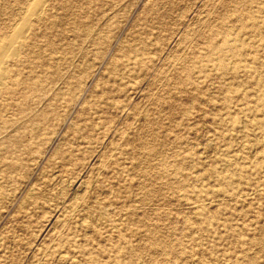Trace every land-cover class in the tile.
I'll list each match as a JSON object with an SVG mask.
<instances>
[{
	"label": "rangeland",
	"instance_id": "1",
	"mask_svg": "<svg viewBox=\"0 0 264 264\" xmlns=\"http://www.w3.org/2000/svg\"><path fill=\"white\" fill-rule=\"evenodd\" d=\"M0 264H264V0H0Z\"/></svg>",
	"mask_w": 264,
	"mask_h": 264
},
{
	"label": "bare ground",
	"instance_id": "2",
	"mask_svg": "<svg viewBox=\"0 0 264 264\" xmlns=\"http://www.w3.org/2000/svg\"><path fill=\"white\" fill-rule=\"evenodd\" d=\"M13 33V32H12ZM13 35H14V33H13ZM261 60V59H260ZM233 64V63H232ZM246 137V136H245ZM244 139V138H243ZM252 141V140H251ZM124 214V213H123ZM108 216V215H107ZM114 223V222H113ZM63 254V253H62ZM136 255V254H135ZM61 257V256H60ZM73 259V258H72Z\"/></svg>",
	"mask_w": 264,
	"mask_h": 264
}]
</instances>
